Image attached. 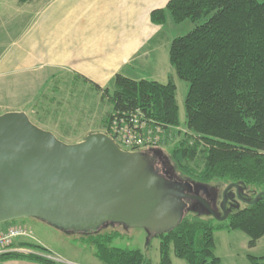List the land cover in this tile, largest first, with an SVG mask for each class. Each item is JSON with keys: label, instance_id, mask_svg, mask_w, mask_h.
Listing matches in <instances>:
<instances>
[{"label": "trees", "instance_id": "obj_1", "mask_svg": "<svg viewBox=\"0 0 264 264\" xmlns=\"http://www.w3.org/2000/svg\"><path fill=\"white\" fill-rule=\"evenodd\" d=\"M29 1L19 0L21 4ZM168 15L177 25L190 21L195 26L170 46V63L177 77L189 85L185 110L190 135L185 134V140L171 151L168 163L186 178L183 184L190 193L193 185L198 195L211 194L210 202L216 212L220 210V217L223 195L219 206L217 187L223 189L222 194L232 187L227 193L229 216L225 222H218L196 204L200 208L191 209L173 231L149 236L161 240V264H173L172 254L187 264H220L216 232L241 231L250 238L251 248L264 238V195H260L264 193V0H170L165 9L153 11L151 19L164 25ZM91 85L112 102L118 120L143 117L164 131L181 126L173 78L162 84L119 74L113 93ZM235 185L248 203L238 197ZM85 236L84 243L95 249L103 264H151L140 250L113 247L119 233ZM21 247L41 249L31 244ZM0 258L57 264L34 253L8 252ZM248 260L264 264V257L249 255Z\"/></svg>", "mask_w": 264, "mask_h": 264}, {"label": "water", "instance_id": "obj_2", "mask_svg": "<svg viewBox=\"0 0 264 264\" xmlns=\"http://www.w3.org/2000/svg\"><path fill=\"white\" fill-rule=\"evenodd\" d=\"M179 186L159 175L145 153L125 151L104 133L69 145L24 112L0 116V225L36 218L66 233L94 234L115 224L157 236L181 223L186 200L219 222L228 219L232 186L223 194L222 217Z\"/></svg>", "mask_w": 264, "mask_h": 264}, {"label": "crops", "instance_id": "obj_3", "mask_svg": "<svg viewBox=\"0 0 264 264\" xmlns=\"http://www.w3.org/2000/svg\"><path fill=\"white\" fill-rule=\"evenodd\" d=\"M39 1H44L45 5ZM169 1L32 0L21 4L16 0L20 20L31 16L32 21L23 34L5 49L0 60V77L25 76V81L31 80L36 84L41 79L55 83L56 77L64 72L76 80H87L90 85L112 91L115 89V77L119 74L135 81L151 80L162 84L173 78L178 100L179 78L169 57L170 46L177 36L167 30L172 17L168 15L164 25L155 24L151 19L152 12L165 9ZM20 224L30 231L34 225ZM11 225L13 223L3 226L0 232L7 231ZM238 237V234H229L228 245L236 243ZM241 241L247 256L253 252L255 257H264V238L253 248L249 246L250 239L241 238ZM23 244L41 249L23 248ZM84 245L86 252L72 255L69 249L56 246L54 241L46 242L33 236V239L16 240L13 249L52 257L49 259L57 264H103L96 257L95 249ZM0 264L43 263L27 259L3 261L0 258Z\"/></svg>", "mask_w": 264, "mask_h": 264}, {"label": "rangeland", "instance_id": "obj_4", "mask_svg": "<svg viewBox=\"0 0 264 264\" xmlns=\"http://www.w3.org/2000/svg\"><path fill=\"white\" fill-rule=\"evenodd\" d=\"M40 3L45 5L44 1ZM16 4V0H1L0 3V60L5 49L23 34L32 21L31 16L20 20L21 16L18 13L20 11L17 9ZM172 22L174 21L171 18V22L167 24V30L169 33H175V37L187 35L195 28L190 21L180 25L176 24V26ZM9 77H0V116L13 110L24 112L39 128L53 133L59 140L69 145L78 144L87 136L96 133H104L111 137L115 136L121 121L115 117L113 104L108 98L103 97V93L95 90L90 84L76 80L64 72L56 77L55 83L53 80L47 82L41 79L39 84H36L31 82V80L25 81V76ZM45 78L47 77L45 76ZM178 80V104L181 126L166 131H158L157 129L154 139L149 140L147 138L146 145L138 150L145 153L146 157L151 160L154 159L152 161L156 168L164 172L166 176L169 174L176 178L172 179L173 181L183 183L186 178L172 164L168 163L171 151L177 144L185 140L186 135H190L186 130L185 110V100L188 95L189 85L184 80ZM108 90L113 93V89L108 88ZM147 126L151 130L154 128L151 123L147 124ZM123 150L134 151L125 146H123ZM201 164V161H198L200 167ZM191 166L195 168L196 165ZM190 189L193 191L196 187L191 185ZM217 190L219 193L217 205L221 206L223 189L220 190V187H217ZM194 204L189 207L186 214L191 209L200 208L196 203ZM219 211H217L218 216H220ZM202 217L209 219L207 215H202ZM15 222L1 224L0 228L12 223L11 227L25 228L26 226L21 225L20 222L32 223L34 225L30 229L33 232V236L37 239L45 240L46 242L54 241L56 246L69 249L72 255H82L86 252L84 245L86 244L84 243L85 234H65L36 218L22 219ZM99 232L119 233V237L111 244L113 247L140 250L151 261V264H161V240L159 237H150L146 230L126 228L123 225L114 224L102 228ZM233 232L218 231L215 233L217 241L216 254L222 259V264H250L241 241V238H250L241 231ZM229 234H238L240 236L236 240L237 242H233L231 246L228 245L227 240ZM80 248L83 250L80 251ZM249 255H253V252ZM172 261L173 264H187L186 261L177 258L174 254H172Z\"/></svg>", "mask_w": 264, "mask_h": 264}, {"label": "built area", "instance_id": "obj_5", "mask_svg": "<svg viewBox=\"0 0 264 264\" xmlns=\"http://www.w3.org/2000/svg\"><path fill=\"white\" fill-rule=\"evenodd\" d=\"M117 127V131L114 137L109 136L115 141V143L123 149V146L128 149H140L146 145V139L151 140L155 137V132L161 131L159 128L150 129L143 117L132 116L130 121L124 119L120 120ZM123 126V128H121ZM154 127V126H153ZM148 132V133H147ZM18 239H33L32 232L24 227H11L5 232H0V256L8 252L27 253L25 249L15 250L13 249L14 242ZM48 259L52 257H47Z\"/></svg>", "mask_w": 264, "mask_h": 264}, {"label": "flooded vegetation", "instance_id": "obj_6", "mask_svg": "<svg viewBox=\"0 0 264 264\" xmlns=\"http://www.w3.org/2000/svg\"><path fill=\"white\" fill-rule=\"evenodd\" d=\"M147 160L149 161V163L152 164L153 168L155 169V171H156L157 173H159V175H161V176L164 177L165 179H167V180H169V181H171V182H173V183H175V184L180 185L179 187H180V188H184V190L186 191L187 187H186L183 183H180V182L177 183V182L173 181L172 179H169V177L166 176L164 172H161L160 170H158V169L156 168L154 162L152 161V160H154V159L151 160L149 157H147ZM187 190H188V189H187ZM197 190H198V189L196 188L195 190H193V193H190V192H187V193H190V194H192V195H196V196H198V194H197ZM191 191H192V190H191ZM200 195H201V194H200ZM200 195H199V196H200ZM201 197L204 198V199H206L207 202L210 203V205L212 206V204H211V202H210L211 199H212L211 194H206V196L201 195ZM185 203L188 205V207H191L192 204L196 203V204H199L200 206H202V208H204V206H203L201 203L196 202V201L186 200ZM190 204H191V205H190ZM194 205H195V204H194ZM212 207H213V206H212ZM227 208H228V207H227ZM204 209H205V208H204ZM213 209L215 210L214 207H213ZM205 210H206V209H205Z\"/></svg>", "mask_w": 264, "mask_h": 264}]
</instances>
